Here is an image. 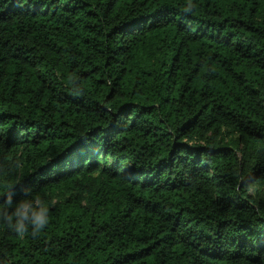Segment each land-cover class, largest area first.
Segmentation results:
<instances>
[{
    "label": "trees",
    "instance_id": "trees-1",
    "mask_svg": "<svg viewBox=\"0 0 264 264\" xmlns=\"http://www.w3.org/2000/svg\"><path fill=\"white\" fill-rule=\"evenodd\" d=\"M26 189L49 224L0 225V264H264V0H0Z\"/></svg>",
    "mask_w": 264,
    "mask_h": 264
},
{
    "label": "clouds",
    "instance_id": "clouds-1",
    "mask_svg": "<svg viewBox=\"0 0 264 264\" xmlns=\"http://www.w3.org/2000/svg\"><path fill=\"white\" fill-rule=\"evenodd\" d=\"M20 200H14L12 194L0 201V225H3L20 236L31 232L38 234L50 219V202L44 198H35L30 189Z\"/></svg>",
    "mask_w": 264,
    "mask_h": 264
},
{
    "label": "rangeland",
    "instance_id": "rangeland-1",
    "mask_svg": "<svg viewBox=\"0 0 264 264\" xmlns=\"http://www.w3.org/2000/svg\"><path fill=\"white\" fill-rule=\"evenodd\" d=\"M250 190L251 192H254L256 190V186L252 187Z\"/></svg>",
    "mask_w": 264,
    "mask_h": 264
}]
</instances>
